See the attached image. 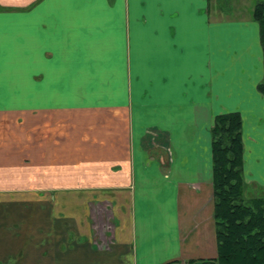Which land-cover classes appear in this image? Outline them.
<instances>
[{
    "label": "crops",
    "instance_id": "0c3cea01",
    "mask_svg": "<svg viewBox=\"0 0 264 264\" xmlns=\"http://www.w3.org/2000/svg\"><path fill=\"white\" fill-rule=\"evenodd\" d=\"M250 9L0 0V264L216 254L214 114L240 113L243 176L264 187L262 47Z\"/></svg>",
    "mask_w": 264,
    "mask_h": 264
},
{
    "label": "trees",
    "instance_id": "16d2710c",
    "mask_svg": "<svg viewBox=\"0 0 264 264\" xmlns=\"http://www.w3.org/2000/svg\"><path fill=\"white\" fill-rule=\"evenodd\" d=\"M259 27L263 75L257 90L264 95V0L250 13ZM241 115L218 112L210 126L211 182L216 254L185 264H264V192L245 196Z\"/></svg>",
    "mask_w": 264,
    "mask_h": 264
},
{
    "label": "rangeland",
    "instance_id": "374dc122",
    "mask_svg": "<svg viewBox=\"0 0 264 264\" xmlns=\"http://www.w3.org/2000/svg\"><path fill=\"white\" fill-rule=\"evenodd\" d=\"M252 3H253L252 0H210V7L215 8V6H219L220 8H222L226 13L223 14V16L230 17L238 14L239 15L244 14L247 16L249 14V7H253ZM96 130L98 131V129ZM96 135L97 134H95V136ZM64 168H68V167L65 166ZM65 176H71L70 170L67 169L63 170V177ZM263 192H264V187L262 185L250 184L248 188L245 190V196L249 197L251 195L257 193H263Z\"/></svg>",
    "mask_w": 264,
    "mask_h": 264
}]
</instances>
